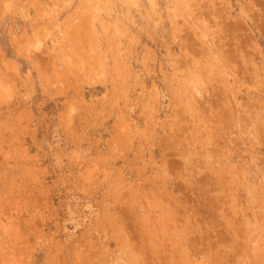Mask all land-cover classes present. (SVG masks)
I'll return each instance as SVG.
<instances>
[{
	"label": "rangeland",
	"instance_id": "obj_1",
	"mask_svg": "<svg viewBox=\"0 0 264 264\" xmlns=\"http://www.w3.org/2000/svg\"><path fill=\"white\" fill-rule=\"evenodd\" d=\"M263 93L264 0H0V264H264Z\"/></svg>",
	"mask_w": 264,
	"mask_h": 264
},
{
	"label": "bare ground",
	"instance_id": "obj_2",
	"mask_svg": "<svg viewBox=\"0 0 264 264\" xmlns=\"http://www.w3.org/2000/svg\"><path fill=\"white\" fill-rule=\"evenodd\" d=\"M250 75H252V74H250ZM251 77H252V76H251ZM236 81H237V80H236ZM237 83H239V82H237ZM212 84H213V83H212ZM210 85H211V84H210ZM210 87H211V86H210ZM193 88H194V87H193ZM224 88H225V87H224ZM197 90H198V89H197ZM260 90H261V89H260ZM189 91H191V90H189ZM207 91H208V90H207ZM215 91H216V90H215ZM224 91H225V90H224ZM258 91H259V90H258ZM248 92H249V91H248ZM248 92L246 91V94H249ZM196 93H197V92H196ZM216 93H217V92H216ZM216 93H215V94H216ZM226 93H227V92H226ZM244 93H245V92H244ZM191 94H192V92H191ZM220 94H221V93H220ZM227 94H228V93H227ZM242 94H243V93H242ZM263 94H264V93H263ZM192 95H193V94H192ZM196 95H198V93H197ZM203 95H204V94H203ZM208 95H209V94H208ZM213 95H214V94H213ZM218 95H219V94H218ZM229 95H230V94H229ZM252 95L254 96L253 93H252ZM211 96H212V94H211ZM221 96H222V95H221ZM244 96H245V95H244ZM191 97H192V96H191ZM213 97H214V96H213ZM213 97H212V98H213ZM215 97H216V96H215ZM215 97H214V98H215ZM223 97H224V96H223ZM254 97H255V96H254ZM261 97H262V96H261ZM261 97H260V98H261ZM194 98H195V97H194ZM201 98H202V97H201ZM217 98H218V97H217ZM217 98H216V99H217ZM226 98H227V97H226ZM246 98H248V97H246ZM249 98H250V97H249ZM251 98H253V97H251ZM197 99H198V97L196 98V101H197ZM209 99H210V98H209ZM222 99H223V98H222ZM253 99H254V98H253ZM253 99H252V100H253ZM218 100H219V99H218ZM227 100H228V99H227ZM246 100H247V99H246ZM192 101H195V100H193V97H192ZM228 101H229V100H228ZM203 102H204V101H203ZM203 102H202V103H203ZM219 102H220V100H219ZM196 103H197V102H196ZM198 103H200V102L198 101ZM229 103H230V102H229ZM231 103H232V102H231ZM245 103H246V102H245ZM253 103H254V102H253ZM194 104H195V102H194ZM203 104L205 105V103H203ZM206 104H207V103H206ZM209 104H210V103H209ZM212 104H213V103H212ZM219 104H220V103H219ZM225 104H227V103H225ZM198 105H199V104H198ZM200 105H201V104H200ZM213 105H214V104H213ZM223 105H224V104H223ZM230 105H231V108H232V104H230ZM245 105H246V104H245ZM258 105H260V104H258ZM208 106L210 107V105H208ZM208 106H207V107H208ZM228 106H229V105H228ZM196 107H197V105H196ZM219 107H220V105H219ZM251 107H252V106H251ZM197 108H198V107H197ZM197 108H196V110H197ZM214 108H215V106H214ZM227 108H228V107H227ZM215 109H217V108H215ZM219 109H221V108H219ZM225 109H226V108H225ZM228 109H229V108H228ZM198 110H199V109H198ZM207 110L209 111V109H207ZM211 110H212V109H211ZM217 110H218V109H217ZM224 111H225V110H224ZM224 111H223V112H224ZM212 112H213V111H212ZM215 113H216V112H215ZM206 114H207V113H206ZM217 114H218V113H217ZM220 114H221V113H220ZM226 114H227V113H226ZM253 114H254V113H253ZM253 114H252V115H253ZM222 115H223V114H222ZM183 116H184V115H183ZM183 116H182V117H183ZM213 116H214V115H213ZM235 116H236V115H235ZM235 116H234V117H235ZM185 117H186V116H185ZM201 117H203V116H200V118H201ZM217 117H218V116H217ZM220 117H221V115H220ZM223 117H224V116H223ZM228 117H229V116H228ZM240 117H241V116H240ZM183 118H184V117H183ZM186 118H187V117H186ZM206 118H207V117H206ZM236 118H237V117H236ZM252 118H253V116H252ZM207 119H209V118H207ZM223 119H225V118H223ZM229 119H230V118H229ZM183 120H184V119H183ZM187 120H188V119H187ZM216 120H217V118H216ZM216 120H215V121H216ZM221 120H222V119H221ZM205 121H206V120H205ZM218 121H219V120H218ZM218 121H217V122H218ZM222 121H223V120H222ZM248 122H249V121H248ZM218 123H219V122H218ZM222 123H223V122H222ZM229 123H230V122H229ZM245 123H246V122H245ZM250 123H251V120H250ZM206 124H207V123H206ZM227 124H228V123H227ZM248 124H249V123H248ZM208 125H209V124H208ZM218 125H219V124H218ZM236 125H237V124H236ZM246 125H247V124H246ZM209 126L211 127L212 125H209ZM219 126H220V125H219ZM228 126H230V125H228ZM257 126H258V125H257ZM216 127H217V126H216ZM230 127H231V126H230ZM221 128H222V126H221ZM223 128H224V125H223ZM242 128H243V127H242ZM214 130H215V129H214ZM222 130H224V129H222ZM225 130H226V129H225ZM223 139H224V138H223ZM224 141H225V140H223V142H224ZM190 253H191V252H190ZM164 261H165V260H164ZM165 263H166V261H165Z\"/></svg>",
	"mask_w": 264,
	"mask_h": 264
}]
</instances>
